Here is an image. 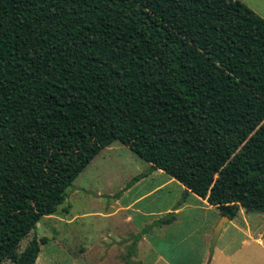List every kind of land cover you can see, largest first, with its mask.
Segmentation results:
<instances>
[{
    "label": "trees",
    "instance_id": "obj_1",
    "mask_svg": "<svg viewBox=\"0 0 264 264\" xmlns=\"http://www.w3.org/2000/svg\"><path fill=\"white\" fill-rule=\"evenodd\" d=\"M116 141L230 220L264 214V18L241 0H0V264L37 263L49 239L22 241Z\"/></svg>",
    "mask_w": 264,
    "mask_h": 264
},
{
    "label": "rangeland",
    "instance_id": "obj_2",
    "mask_svg": "<svg viewBox=\"0 0 264 264\" xmlns=\"http://www.w3.org/2000/svg\"><path fill=\"white\" fill-rule=\"evenodd\" d=\"M241 1L264 18V0ZM149 173V163L114 142L75 180L56 214L45 216L22 241L20 252L36 236L49 239L36 264L210 263L207 244L212 223L222 218L220 211L203 207L192 193L186 196L165 172ZM125 189L129 191L124 195ZM129 203H134L132 213L125 211ZM175 210L180 211L174 224L143 240L152 221ZM128 214L131 222L124 220ZM247 264H264V256Z\"/></svg>",
    "mask_w": 264,
    "mask_h": 264
},
{
    "label": "crops",
    "instance_id": "obj_3",
    "mask_svg": "<svg viewBox=\"0 0 264 264\" xmlns=\"http://www.w3.org/2000/svg\"><path fill=\"white\" fill-rule=\"evenodd\" d=\"M158 171L163 172L161 170ZM156 172L157 171L151 174H155ZM180 187L186 193L185 189L182 186ZM128 191V189H125L123 194H127ZM189 195L190 194L186 193V196ZM120 198L123 199V196ZM196 198L201 202L203 207L205 206L209 209L216 208L214 206L209 205L207 201L202 200L199 197ZM184 200L186 201V198H184ZM133 204L134 203H129L128 205H126L125 211L132 213L134 211H132V207L134 206ZM179 211L180 210H175L174 212L168 214L174 215L173 222L169 224H159V222L163 220L166 216L152 221L150 225L146 227H150L152 229L149 232L145 231L143 233V240L149 238V236H151L155 232V230L163 231L164 229H166V227L174 224L177 221V213H179ZM135 213H137V211ZM128 215V218L126 215L124 220L131 222L132 216L130 214ZM220 216L222 218L224 217L221 211ZM220 220L212 223L211 225V234H209V244H207V247L210 246L211 248L214 230ZM132 240L130 241V244H136V242ZM208 254L209 249L204 254L205 258L208 256ZM261 255L264 256V214L248 213L245 209H241L235 219H229L224 223L221 235L215 247L214 255L210 260V263L208 264H247L251 260L257 261ZM204 263L206 264V261H204Z\"/></svg>",
    "mask_w": 264,
    "mask_h": 264
},
{
    "label": "water",
    "instance_id": "obj_4",
    "mask_svg": "<svg viewBox=\"0 0 264 264\" xmlns=\"http://www.w3.org/2000/svg\"><path fill=\"white\" fill-rule=\"evenodd\" d=\"M228 217L224 216L220 222L218 223V225L216 226L215 230H214V234H213V240H212V244H211V248H210V253H211V258L214 255L215 252V247L217 245V241L221 235L222 229H223V225L226 221H228Z\"/></svg>",
    "mask_w": 264,
    "mask_h": 264
}]
</instances>
